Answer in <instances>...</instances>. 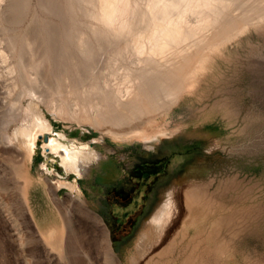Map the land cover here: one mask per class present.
Returning <instances> with one entry per match:
<instances>
[{
    "label": "bare ground",
    "instance_id": "obj_1",
    "mask_svg": "<svg viewBox=\"0 0 264 264\" xmlns=\"http://www.w3.org/2000/svg\"><path fill=\"white\" fill-rule=\"evenodd\" d=\"M251 27L264 28V0H0V75L5 74L18 92V99L10 102L17 109L0 133V159L10 162L16 179L24 180L22 203L33 218L27 173L38 151L60 156L66 174L76 175L74 180L51 182V194L69 231L65 236L63 227L48 228L46 245L51 251L63 260L76 242L79 264H123L107 238L94 234L87 251L70 237V216L96 223L78 178L101 153L54 129L44 107L63 120L99 130L102 137L171 117L182 95L208 71L213 56L224 54L223 48ZM22 100L26 105H20ZM20 113L24 120L10 130ZM46 134L51 137L41 140ZM42 169L54 171L46 163ZM0 186L7 189L2 179ZM62 188L67 189L65 197L59 196ZM181 195L167 194L142 229L136 253L176 243L180 219L185 222L189 213L184 214L196 197L192 183ZM129 262L135 264V258Z\"/></svg>",
    "mask_w": 264,
    "mask_h": 264
},
{
    "label": "rangeland",
    "instance_id": "obj_2",
    "mask_svg": "<svg viewBox=\"0 0 264 264\" xmlns=\"http://www.w3.org/2000/svg\"><path fill=\"white\" fill-rule=\"evenodd\" d=\"M223 52L213 56L208 71L182 95L171 117L126 134L102 137L99 130L63 120L44 107L54 129L64 130L69 139L78 137L101 153L87 174L78 178L87 210L97 218L92 225L70 216V237L80 241L79 249H91L90 240L96 235L107 238L123 264H130L131 257L135 264H264V28L251 27ZM5 76L0 75V133L17 109L10 102L18 99ZM20 103L24 106L26 100ZM21 114L10 130L22 123ZM45 137L51 134L41 140ZM154 138L148 148L147 141ZM190 147L193 150L185 154ZM172 153L181 155H175L163 170V162L156 163L158 158ZM144 160L155 164L152 171L143 169L138 178L135 167ZM43 163L54 171L48 174ZM31 166L27 178L32 182L28 193L34 218L22 203L24 180L16 179L10 162L0 159V179L8 189L0 186V264H79L76 242L62 260L46 245L45 237L50 226L63 227L68 236L50 186L53 180H74L76 175L66 174L60 156H46L42 150ZM187 183H192L196 197L189 212L185 209L184 215L189 213L185 222L180 219L176 243L136 253L141 232L167 194L176 191L183 196ZM58 192L60 197L67 195L66 188ZM148 194L149 203L140 205Z\"/></svg>",
    "mask_w": 264,
    "mask_h": 264
},
{
    "label": "flooded vegetation",
    "instance_id": "obj_3",
    "mask_svg": "<svg viewBox=\"0 0 264 264\" xmlns=\"http://www.w3.org/2000/svg\"><path fill=\"white\" fill-rule=\"evenodd\" d=\"M193 150L192 147L188 148L186 151H185V154H188L190 153L191 151ZM178 153H172V154H164V155H161L159 158H158V161L156 163L160 164L161 162H163L164 164V169L163 170H167V164L175 157V155H177ZM180 154V153H179ZM178 154V155H179ZM181 155V154H180ZM157 160V159H156ZM155 164V161L153 160H144L143 162L139 163L137 165L136 168V173L134 174V176L136 175V177H141L142 175V170L149 167L150 169H148L149 171L151 170V166ZM152 171V170H151ZM154 191V190H153ZM151 195L148 194L147 197L143 198V204H140L142 206H146L149 201L151 200L150 199ZM116 201H119V199L116 197Z\"/></svg>",
    "mask_w": 264,
    "mask_h": 264
},
{
    "label": "water",
    "instance_id": "obj_4",
    "mask_svg": "<svg viewBox=\"0 0 264 264\" xmlns=\"http://www.w3.org/2000/svg\"><path fill=\"white\" fill-rule=\"evenodd\" d=\"M45 139H47V137H45Z\"/></svg>",
    "mask_w": 264,
    "mask_h": 264
}]
</instances>
